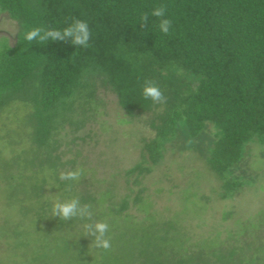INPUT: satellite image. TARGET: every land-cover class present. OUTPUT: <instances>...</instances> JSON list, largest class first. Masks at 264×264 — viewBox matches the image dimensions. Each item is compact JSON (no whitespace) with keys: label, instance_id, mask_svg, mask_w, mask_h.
I'll return each mask as SVG.
<instances>
[{"label":"trees","instance_id":"16d2710c","mask_svg":"<svg viewBox=\"0 0 264 264\" xmlns=\"http://www.w3.org/2000/svg\"><path fill=\"white\" fill-rule=\"evenodd\" d=\"M2 14L17 30L12 45L0 39V111L19 105L26 116L2 182L20 201L9 208L44 227L35 245L15 225L3 232L29 254L24 264H264V213L224 238L192 241L181 221L150 211L143 189L115 201L113 185L91 192L81 170L61 173L53 139L85 76L96 75L125 117L154 115L155 136L128 175L149 173L145 163L158 164L177 139L230 198L247 144L264 145V0H0Z\"/></svg>","mask_w":264,"mask_h":264},{"label":"rangeland","instance_id":"374dc122","mask_svg":"<svg viewBox=\"0 0 264 264\" xmlns=\"http://www.w3.org/2000/svg\"><path fill=\"white\" fill-rule=\"evenodd\" d=\"M16 30V24L2 14L0 39L5 38L12 45ZM83 83L85 88L73 97L72 112L66 113L67 121L59 122L53 137L57 147L55 154L63 164L61 173L81 170L91 192L103 191L113 185L115 201L125 195L131 201L137 191L143 189L141 196L151 202L150 211L163 218L181 221L192 241L210 237L215 232L224 238L244 223L254 221L257 213H264V145L247 144L243 159L232 174L243 182L242 186L226 199L220 197L221 182L207 168L204 159L196 150L181 149L177 139H168L164 143L163 158L158 164L145 163L151 169L149 173L128 175L126 171L141 162L143 140L155 136L149 127L154 115L144 113L129 119L123 115L115 96L100 77L85 76ZM22 110L21 106L13 105L0 111V238L15 225L23 233L19 238L28 237L35 245L44 236V227L38 232L35 217L26 213L21 218L18 208L10 209L13 206L10 207L12 191L2 182L11 175L8 158L15 152L9 151V144L15 140L25 141L23 131L16 130L25 122ZM68 120L76 121L77 125ZM205 134L213 137V128L209 126ZM43 194L51 197L55 193L45 189ZM185 196L195 204L191 206L184 202ZM12 200L15 205L19 201L16 197ZM52 202H57L53 196ZM31 208L35 211L37 207ZM129 213L137 219L143 217V212L135 206H131ZM225 214L229 216L224 217ZM14 251L12 245L8 247L5 239H0V264H24L29 260L28 253L21 258L20 253Z\"/></svg>","mask_w":264,"mask_h":264}]
</instances>
